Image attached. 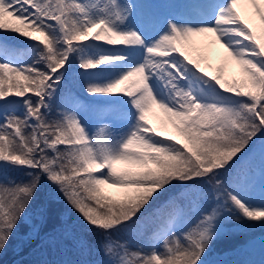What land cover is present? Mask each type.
<instances>
[{"label": "snow or ice", "instance_id": "1", "mask_svg": "<svg viewBox=\"0 0 264 264\" xmlns=\"http://www.w3.org/2000/svg\"><path fill=\"white\" fill-rule=\"evenodd\" d=\"M241 4L264 25V0H184L163 20L139 0H0V254L45 188L40 222L61 202L78 221H64L51 247L98 256L61 264H209L229 223L264 224V32ZM204 34L242 80L210 75L193 57L192 38ZM77 75L87 100L71 91ZM168 125L176 135L163 134ZM105 185L130 191L114 200Z\"/></svg>", "mask_w": 264, "mask_h": 264}, {"label": "rangeland", "instance_id": "2", "mask_svg": "<svg viewBox=\"0 0 264 264\" xmlns=\"http://www.w3.org/2000/svg\"><path fill=\"white\" fill-rule=\"evenodd\" d=\"M87 2L90 3H96L97 0H87ZM107 0H100L101 6L103 5V3H106ZM122 3H128V2H134V0H121ZM150 2L151 6L154 7H159L162 5L163 1L162 0H139V3L142 4H146L148 5ZM238 10L241 11L242 16L249 21L250 26L253 27V29L257 32V35H261L262 32H264V25L260 24V20L259 17L255 15L254 10L251 9H246L244 10L243 8V4L238 5ZM15 23V22H14ZM39 39H43L42 37H40ZM194 44L196 45L198 51H194L192 53L194 58H200L203 57V59H200V63L201 66L210 73V75L212 74H216L218 69H222V75L224 77L225 80L228 81H232V80H242L243 79V73L241 71V68L238 64L235 63V61L231 60L230 57L227 56L225 50L220 46L219 43H217L215 41V37L212 36L211 34H204L198 37H193L192 38ZM13 48V47H12ZM84 72V71H83ZM82 72V73H83ZM80 73V71H79ZM79 75H77L76 77H78ZM79 77H85L84 75H81ZM68 89L65 88L64 93L67 91ZM72 91V90H71ZM73 94H75L74 91H72ZM76 95V94H75ZM79 99H81V95H76ZM162 116V113H160L159 109L154 108L153 111L151 113H149V121L153 122V126L155 127H160V123L159 120L156 118V116ZM103 125H95L93 127V131H98L99 127H102ZM163 131L164 135H176V133L173 131V129L171 128L170 125H168V127L166 129H161ZM259 146V143L257 144V147ZM120 169H125L128 168L129 166H125V165H118L117 166ZM251 169V174L254 175L255 178V182L258 184L259 182V154L257 152L255 159L252 161L251 165L249 166ZM134 170V169H133ZM104 187V192L106 195L110 196L112 199H123L125 197V195L130 191L127 189H115V188H110L107 185L103 186ZM46 190V188H45ZM258 200V199H257ZM40 205V204H39ZM38 205V208H39ZM68 211H69V216L66 217V210H65V206L60 203V207L58 208V213L61 217L60 220L65 221V217L66 219H72L74 217V220L76 219L77 215H72V212L74 210H71L68 207ZM36 215H38V213H36ZM73 222V220H72ZM242 226L239 222L237 221H232L231 223H229L227 225V232L229 234L232 235V233H238L242 230ZM50 231L54 230L53 227H49ZM254 233H256L257 236L254 237H249L252 236ZM242 234H247V235H242ZM242 235V236H240ZM236 239L242 241V242H246L249 239H253V238H262L264 239V230L263 232H261V229H258L257 227H252L251 229H247L244 232H241L238 235H233ZM240 236V237H239ZM32 237H28V240ZM225 237H229L228 234ZM221 238L217 241H225L227 238ZM146 240H152L151 235L146 236ZM216 241V242H217ZM216 242L211 250V252H209L208 254V258H212V259H221L222 256L224 255L225 257L231 256V259L228 261H225L222 264H228V263H233L234 262H239L243 260V256L244 254V264H264V243L262 242L260 245V241L257 240L256 244H251L250 245H246V246H241V247H234L232 249H226L224 250L220 255H218L217 250L218 247L216 246ZM50 245V243H48ZM232 242H230L229 244L226 245H231ZM49 245H47L46 247H48ZM221 245H225V244H221ZM232 246V245H231ZM69 251H70V247L71 245H67L66 246ZM216 249V250H215ZM44 254L43 251L39 252L38 255L42 256ZM247 262V263H246Z\"/></svg>", "mask_w": 264, "mask_h": 264}, {"label": "trees", "instance_id": "3", "mask_svg": "<svg viewBox=\"0 0 264 264\" xmlns=\"http://www.w3.org/2000/svg\"><path fill=\"white\" fill-rule=\"evenodd\" d=\"M2 31H3V30H0V33H2ZM8 172H9L10 175H16V174H17V173L15 172V170H13V169H9ZM45 195H46V190L44 189V190H42L41 193L38 195V199H37L36 204H38V201L41 200L42 198H44ZM46 196H47V195H46ZM61 203L66 207L67 215L69 216L68 207L70 208V206L66 205L65 202H61ZM72 215L74 216V215H77V214L75 213V211H73V212H72ZM72 220H73V222H74V225L78 223L77 219L74 220V217L72 218ZM60 227H61V226H60ZM77 231L80 232V231H83V230L77 228ZM92 237H93V234H91V233H88L87 236H86V238H87L88 240H91Z\"/></svg>", "mask_w": 264, "mask_h": 264}, {"label": "bare ground", "instance_id": "4", "mask_svg": "<svg viewBox=\"0 0 264 264\" xmlns=\"http://www.w3.org/2000/svg\"><path fill=\"white\" fill-rule=\"evenodd\" d=\"M246 9H251V6L250 5H246V7H245V10ZM179 12V11H178Z\"/></svg>", "mask_w": 264, "mask_h": 264}]
</instances>
